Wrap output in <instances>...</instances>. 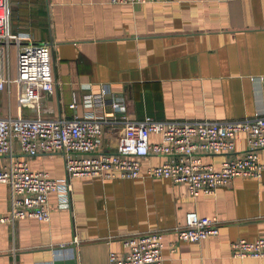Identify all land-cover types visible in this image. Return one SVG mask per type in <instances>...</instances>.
I'll list each match as a JSON object with an SVG mask.
<instances>
[{
  "label": "crops",
  "instance_id": "1",
  "mask_svg": "<svg viewBox=\"0 0 264 264\" xmlns=\"http://www.w3.org/2000/svg\"><path fill=\"white\" fill-rule=\"evenodd\" d=\"M10 4L14 32L52 44L56 83L40 100L45 116H84V95L104 87L110 91L109 102L125 99L131 119L150 115L166 121H230L264 114V0ZM13 89L11 105L0 90V115L18 112L17 84ZM22 110L38 112L27 106ZM151 140L161 138L152 134ZM117 142V134L108 131L102 151H115ZM236 142L238 152L247 148L244 134ZM260 156L264 164V149ZM228 157L204 155L217 166ZM26 158L34 170L56 178L66 175L61 152ZM166 158L150 154L143 172ZM71 183V207H59L58 193L52 192L49 220L26 218L12 225L1 220L10 209V187L0 182V264H108L111 251L126 252L125 237L152 230L162 231L165 264H264V258L232 253L234 240L264 234V171L261 177L238 176L214 194L198 195L184 183L148 175L73 177ZM189 211L217 217L220 233L198 242L181 241L177 227Z\"/></svg>",
  "mask_w": 264,
  "mask_h": 264
},
{
  "label": "built area",
  "instance_id": "2",
  "mask_svg": "<svg viewBox=\"0 0 264 264\" xmlns=\"http://www.w3.org/2000/svg\"><path fill=\"white\" fill-rule=\"evenodd\" d=\"M111 1L136 4L161 0ZM55 83L51 42H35L28 32H14L10 0H0V90L6 92L11 105L13 85L17 84L19 102L18 112L0 115V182L10 187V209L1 218L3 222L15 225L26 218L49 220L52 192L58 193L59 207H71L73 177H165L186 184L191 194L198 195L214 194L238 176L263 174L260 150L264 149V114L230 121H166L150 115L131 119L125 99L109 102L110 91L104 87L98 93L84 95L83 103L88 108L84 116L54 118L40 113L39 107L42 95L52 92ZM77 105L75 96L70 107L76 109ZM24 106L38 109L37 114H25ZM108 131L117 134V146L112 152L102 151ZM152 134L161 140L152 141ZM242 134L247 148L238 152L236 141ZM40 152H61L66 175L56 178L48 171L32 169L26 156ZM212 153L229 157L217 166L204 159L205 154ZM150 154L167 158L143 172V161ZM177 230L181 241L198 242L219 234L220 221L189 211ZM124 244L126 252L111 251L108 264H165V242L160 230L128 235ZM232 253L240 258H264V234L255 239L234 240Z\"/></svg>",
  "mask_w": 264,
  "mask_h": 264
},
{
  "label": "rangeland",
  "instance_id": "3",
  "mask_svg": "<svg viewBox=\"0 0 264 264\" xmlns=\"http://www.w3.org/2000/svg\"><path fill=\"white\" fill-rule=\"evenodd\" d=\"M12 66H13V68H14V66H15V61H14V59L12 60ZM14 75H15V72H14ZM2 101H3V96H2V94L0 93V108L3 106ZM0 112H1V110H0Z\"/></svg>",
  "mask_w": 264,
  "mask_h": 264
}]
</instances>
